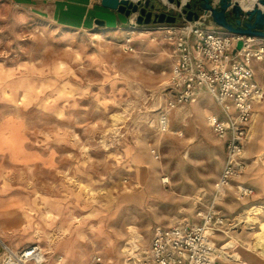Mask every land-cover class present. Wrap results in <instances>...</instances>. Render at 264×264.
<instances>
[{"label": "rangeland", "instance_id": "obj_1", "mask_svg": "<svg viewBox=\"0 0 264 264\" xmlns=\"http://www.w3.org/2000/svg\"><path fill=\"white\" fill-rule=\"evenodd\" d=\"M152 1L158 12H182ZM121 17L113 28L74 30L0 0V198L11 205L0 220L16 226L0 228V264L8 249L34 245L42 251L34 264H151L155 230L196 223L214 199L225 146L206 114L217 106L208 93L168 104L172 28L185 16L144 26ZM254 69L264 88V59ZM254 117L246 169L215 198L224 219L214 235L218 264L264 260V190L254 184V195L241 197L235 186L257 166L264 175V152L250 150L261 136Z\"/></svg>", "mask_w": 264, "mask_h": 264}, {"label": "built area", "instance_id": "obj_2", "mask_svg": "<svg viewBox=\"0 0 264 264\" xmlns=\"http://www.w3.org/2000/svg\"><path fill=\"white\" fill-rule=\"evenodd\" d=\"M235 1V0H234ZM175 63L171 88L175 98L170 108L192 103L201 90L207 91L219 107V114L207 116L212 133L224 142L226 158L215 182L212 202L197 210V222L157 228L149 248L151 264H218L220 250L214 235L224 219L219 215L215 198L235 183L246 169L245 145L249 140L254 105L264 99V88L255 78L252 62L264 59L260 38L235 34L208 26L202 19L187 21L172 28ZM242 41L241 49H237ZM168 114L160 118L162 131L169 128ZM167 182V181H166ZM241 197L254 195L252 187L237 183ZM42 257L34 245L15 253L8 249L4 264H34ZM101 258L96 260L100 263Z\"/></svg>", "mask_w": 264, "mask_h": 264}, {"label": "water", "instance_id": "obj_3", "mask_svg": "<svg viewBox=\"0 0 264 264\" xmlns=\"http://www.w3.org/2000/svg\"><path fill=\"white\" fill-rule=\"evenodd\" d=\"M258 1L259 4L253 8L243 10L238 0H218L216 4L213 0H197L193 5L191 0L185 3L182 0H168L170 4L176 3L182 7V12L177 15L148 10L149 7H155L152 0H101V5L124 15L133 26L175 24L182 16H185L187 21H199L204 17L209 19L211 24L231 33L264 39V0ZM133 15L136 16L134 21H131ZM96 23L105 25L104 20H97ZM242 44V41L238 42L237 49H241Z\"/></svg>", "mask_w": 264, "mask_h": 264}, {"label": "crops", "instance_id": "obj_4", "mask_svg": "<svg viewBox=\"0 0 264 264\" xmlns=\"http://www.w3.org/2000/svg\"><path fill=\"white\" fill-rule=\"evenodd\" d=\"M11 1L16 4L26 6L31 10L43 16L48 17L53 23L57 25L74 30L90 29L97 24L96 23L97 20H104L105 25H103V27H108V28H113L114 26L125 22V20L121 17V14H119L117 11L103 7L101 5V0H11ZM202 20L208 26H213L215 28H218V26L211 24L209 19L203 17ZM261 42L264 44V39H261ZM255 62H257V60L253 61L251 64L253 69ZM255 78H256V73H255ZM203 93H208V92H203ZM201 95L202 93L199 95L198 99L193 103H197V101L201 98ZM211 98L215 102L212 96ZM263 102L264 100L254 105L255 117H254L253 130L256 131L255 136L259 134L261 136L259 141L256 144H252L250 147V150H253V152L258 154L259 156H261V153L264 152V136H263L264 112H262L261 110V105L263 104ZM209 112L210 110L207 111L206 118ZM210 114H219V107L217 106V111L211 112ZM248 144L249 141L245 145V152L248 147ZM225 158H226V150H225ZM1 171H2V167L0 166V172ZM254 175H256L255 178ZM243 179H244L243 182L245 184L250 185V187H252L251 185L255 184L259 190H264V175L262 169H260L258 166L255 169L252 168L247 173V175H244ZM4 205L11 206L10 204H7V201H4L0 198V215L2 214L1 208H4ZM15 227L13 228L3 227V224L0 220V228L2 231L12 230L15 229ZM243 256L247 257L251 264H264V260L259 259L258 257H254L250 255H243Z\"/></svg>", "mask_w": 264, "mask_h": 264}, {"label": "bare ground", "instance_id": "obj_5", "mask_svg": "<svg viewBox=\"0 0 264 264\" xmlns=\"http://www.w3.org/2000/svg\"><path fill=\"white\" fill-rule=\"evenodd\" d=\"M133 1H136V0H133ZM163 1H168V0H163ZM238 2L240 3V5H241V7L243 8V10H249V9H251V8H253L254 6H256L257 4H259V1L258 0H238ZM169 3V2H168ZM253 5V6H252ZM252 6V7H251ZM261 7H263L262 5H260ZM248 7H250V8H248ZM135 16L136 15H133L132 16V18H131V21H134V19H135ZM132 33H135V31H132ZM203 92H207V91H205V90H201L199 93H198V95L196 96V98L194 99V101L193 102H195L197 99H198V97H199V95L201 94V93H203ZM254 115V114H253ZM206 120H207V118H206ZM207 123H208V121H207ZM263 237V236H262ZM42 260V257H41V259H39V261L38 262H36V263H39L40 261Z\"/></svg>", "mask_w": 264, "mask_h": 264}, {"label": "flooded vegetation", "instance_id": "obj_6", "mask_svg": "<svg viewBox=\"0 0 264 264\" xmlns=\"http://www.w3.org/2000/svg\"><path fill=\"white\" fill-rule=\"evenodd\" d=\"M196 1L197 0H191V4L193 5ZM152 3H155V7L154 8L149 7L148 10H152V11L156 12V10L158 9V6H157L156 2L152 1ZM192 9H193V7H192Z\"/></svg>", "mask_w": 264, "mask_h": 264}]
</instances>
